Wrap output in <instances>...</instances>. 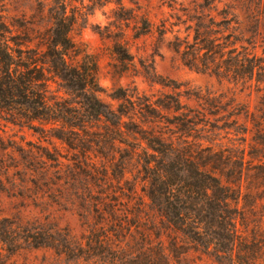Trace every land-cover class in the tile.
<instances>
[{
    "label": "rangeland",
    "instance_id": "obj_1",
    "mask_svg": "<svg viewBox=\"0 0 264 264\" xmlns=\"http://www.w3.org/2000/svg\"><path fill=\"white\" fill-rule=\"evenodd\" d=\"M203 1L177 0L176 10L171 11L166 5L162 6L161 0H80L68 8L69 15L77 16L71 38L95 56L102 88L98 97L112 110L117 111L120 105L126 104L123 99H115L124 94L136 105L145 97L155 104L165 96H173L186 108L202 112L203 102L188 99L185 92H189L220 103L223 108L217 115L206 117L216 128L201 125L205 130L195 141L198 145L212 147L238 161L245 151L246 162L252 160L249 154L255 148L259 157L254 164L259 160L264 163V142L256 145L253 122L254 117L264 115L261 111L264 76L255 75L252 81L236 83L198 73L185 67L170 48V43L176 39L193 40V9ZM249 4L255 15L262 14L264 22V0L215 2L218 11L226 5L238 7L236 14L242 25L239 30H230L238 38L250 37L242 8ZM53 6L54 0H0V10L9 28L28 42L25 43L28 49L40 52L46 48L43 39L52 26L50 9ZM181 8L187 11L184 13ZM144 14H149L154 28L151 34L140 37ZM211 16L216 17L217 13L211 12ZM163 23H166V32L161 35ZM254 43L257 44L254 54L264 57L263 40L258 37ZM241 45L243 43L238 47ZM50 89L53 95L66 97L57 81H50ZM162 113L173 119V114L164 110ZM234 121L237 125L231 127L229 124ZM124 122L132 127L127 118ZM51 128L38 122L30 125L0 112V229L10 228L11 241L18 245H4V264H110L104 256L79 257L35 248L22 239L23 232L42 231L57 240H63L67 232L74 240L82 241L99 224H134L139 208L143 212L139 216H147L159 224L160 218L150 209L142 191L147 185L139 162L140 151L125 127L122 131L126 143L109 138L113 130L109 122H95L85 132L71 135L68 142L52 137L60 132ZM244 169L239 208L244 209L250 228H264V175ZM236 179L238 182H234L239 184V178ZM112 210L116 211L115 223L109 215ZM134 230L132 227L137 237ZM160 233L167 245L168 236H175L167 229ZM122 236L119 234L120 238ZM189 258L191 263L208 262L206 258L199 262V254L195 253Z\"/></svg>",
    "mask_w": 264,
    "mask_h": 264
},
{
    "label": "trees",
    "instance_id": "obj_2",
    "mask_svg": "<svg viewBox=\"0 0 264 264\" xmlns=\"http://www.w3.org/2000/svg\"><path fill=\"white\" fill-rule=\"evenodd\" d=\"M78 1L54 0L50 9L52 26L43 39L45 51L41 52L26 47L28 42L14 34L0 10V112L30 125L38 122L51 126L60 132L52 137L62 142L70 141L69 137L77 131L85 132L95 122L105 121L113 127L108 137L126 143L122 131L125 127L140 151L139 162L147 185L142 190L144 198L160 218L161 227L156 220L139 216L143 214L139 208L134 224H99L82 241L74 240L67 232L63 240H57L52 234L42 231L31 234L30 230L23 232L22 239L35 248L62 254L104 256L110 264H196L191 263V253L199 254V262L206 258L205 264H264V228H250L244 209L239 208L244 167L248 173L256 171L264 175L262 160L254 164L259 157L256 149L249 154L252 160L246 162L245 151L238 161L212 147L198 145L195 141L205 127L216 128L206 117L217 115L223 108L220 103L189 92H185L188 99L203 102L202 112L186 108L173 96H165L155 104L145 97L136 105L121 94L115 99H123L126 104L117 111L103 103L98 97L102 92L98 62L71 38L77 16L69 15L68 8ZM161 1L162 6L176 10L177 0ZM215 2L204 0L194 7L193 40L176 39L170 48L185 67L198 73L236 83L252 81L255 75L264 76V57L254 54L257 48L254 40L259 37L264 43L262 14L255 15L250 4L243 6L250 37L238 38L230 32L242 25L236 14L238 7L226 5L218 11ZM211 12L217 16L212 17ZM141 20L139 36L151 34L154 24L149 14H144ZM165 27L163 23L161 35L165 34ZM239 43L243 45L238 47ZM50 81H57L66 97L53 95ZM162 110L173 114V119L163 116ZM261 111L264 114V108ZM125 118L132 127L127 126ZM253 122L254 141L263 145L264 115L254 117ZM229 125L235 127L237 122ZM236 178L239 184L234 182H238ZM109 215L115 223L116 211ZM162 229L175 235L168 236V245L162 240ZM10 236V228L0 229V264H4V245L18 246Z\"/></svg>",
    "mask_w": 264,
    "mask_h": 264
}]
</instances>
